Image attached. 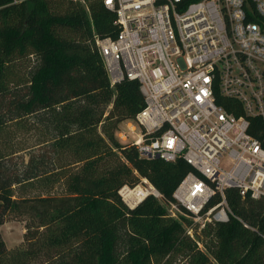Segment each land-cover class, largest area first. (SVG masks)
<instances>
[{
  "label": "trees",
  "instance_id": "1",
  "mask_svg": "<svg viewBox=\"0 0 264 264\" xmlns=\"http://www.w3.org/2000/svg\"><path fill=\"white\" fill-rule=\"evenodd\" d=\"M103 1L0 0V225L25 221L20 247L8 250L0 235V264H264V199L228 189V221L190 236V220L171 217L167 203L195 170L141 158L117 139L144 102L135 80L109 86L94 42L119 28ZM217 103L241 114L235 100ZM250 121L264 147L260 119ZM22 135L40 149L17 158ZM141 178L162 199L129 209L118 190Z\"/></svg>",
  "mask_w": 264,
  "mask_h": 264
},
{
  "label": "built area",
  "instance_id": "2",
  "mask_svg": "<svg viewBox=\"0 0 264 264\" xmlns=\"http://www.w3.org/2000/svg\"><path fill=\"white\" fill-rule=\"evenodd\" d=\"M103 3L119 28L115 38L94 42L109 86L135 80L144 102L127 144L141 158H181L196 172L174 189L168 213L188 218L192 236L194 227L228 221L226 190L264 199V147L249 132L251 118H259L264 137V0ZM217 97L237 101L241 114L227 112ZM118 195L129 209L162 199L145 178ZM215 195L219 201L205 209Z\"/></svg>",
  "mask_w": 264,
  "mask_h": 264
},
{
  "label": "rangeland",
  "instance_id": "3",
  "mask_svg": "<svg viewBox=\"0 0 264 264\" xmlns=\"http://www.w3.org/2000/svg\"><path fill=\"white\" fill-rule=\"evenodd\" d=\"M129 123H130V126H128ZM129 127L130 128L135 127V131L133 132V130L129 129ZM138 131L139 130H138L137 126H135L133 122H123L120 124L118 132H116V137L120 143L127 144L128 141L131 140V135H133V134L136 135L138 133ZM119 132H122L123 135H125V137L127 138V141L121 140V138L119 137ZM18 140L24 146V148H27V149L23 150L21 152H18L16 154L17 158H21V156L25 158L30 151H35L36 149H40V147L37 148L40 145H38V146L36 145V142L38 140L34 141V138L25 137L24 135H22V136H20V139H18ZM175 214H176V216H171L170 214L169 215L173 218L180 217L177 212H175ZM187 227H188V225L186 226V228ZM24 233H25V221H23L22 219L7 217L5 219V221L0 225L1 239H2L5 247L8 250L16 249V248L20 247L21 245H23Z\"/></svg>",
  "mask_w": 264,
  "mask_h": 264
}]
</instances>
